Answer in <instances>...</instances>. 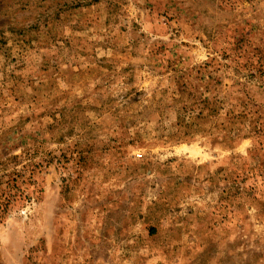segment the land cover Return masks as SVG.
I'll return each mask as SVG.
<instances>
[{"label":"rangeland","instance_id":"rangeland-1","mask_svg":"<svg viewBox=\"0 0 264 264\" xmlns=\"http://www.w3.org/2000/svg\"><path fill=\"white\" fill-rule=\"evenodd\" d=\"M0 264H264V0H0Z\"/></svg>","mask_w":264,"mask_h":264}]
</instances>
